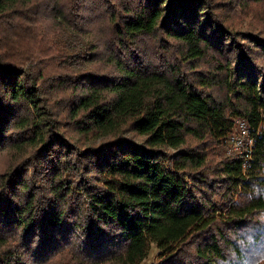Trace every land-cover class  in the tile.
Returning <instances> with one entry per match:
<instances>
[{"label": "trees", "instance_id": "trees-1", "mask_svg": "<svg viewBox=\"0 0 264 264\" xmlns=\"http://www.w3.org/2000/svg\"><path fill=\"white\" fill-rule=\"evenodd\" d=\"M237 117L246 166L208 156ZM153 245L264 264V0H0V264Z\"/></svg>", "mask_w": 264, "mask_h": 264}, {"label": "built area", "instance_id": "built-area-1", "mask_svg": "<svg viewBox=\"0 0 264 264\" xmlns=\"http://www.w3.org/2000/svg\"><path fill=\"white\" fill-rule=\"evenodd\" d=\"M229 145L227 150L228 156L240 157L245 159L244 166L247 165L248 159L251 157L255 143L252 136L249 123L242 117L235 118V126L233 131L223 139Z\"/></svg>", "mask_w": 264, "mask_h": 264}, {"label": "rangeland", "instance_id": "rangeland-1", "mask_svg": "<svg viewBox=\"0 0 264 264\" xmlns=\"http://www.w3.org/2000/svg\"><path fill=\"white\" fill-rule=\"evenodd\" d=\"M236 17H237V23L240 27L246 28V27H249L248 26L249 24H251V25L255 26L257 29V24H256L257 21L252 17V14L249 15V17H246L244 15L236 16ZM68 35H69L68 38H73V36H71L72 34H68ZM55 41L58 44L60 43V44H64V45H68V43H69L68 39H65V40L59 39V40H55ZM80 41H78V39H75L76 44L79 43ZM228 148H229V145L222 140L215 150L214 149L208 150V156L211 158L212 157L216 158L217 155L227 157L228 156V153H227ZM159 258H160V252H159L157 246L153 245L148 257L141 264H151L152 262L159 260Z\"/></svg>", "mask_w": 264, "mask_h": 264}]
</instances>
